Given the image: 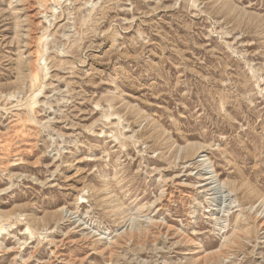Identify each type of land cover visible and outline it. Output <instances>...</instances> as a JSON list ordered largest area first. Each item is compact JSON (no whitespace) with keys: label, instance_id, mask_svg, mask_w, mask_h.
<instances>
[{"label":"rangeland","instance_id":"374dc122","mask_svg":"<svg viewBox=\"0 0 264 264\" xmlns=\"http://www.w3.org/2000/svg\"><path fill=\"white\" fill-rule=\"evenodd\" d=\"M262 223L264 0H0V264H264Z\"/></svg>","mask_w":264,"mask_h":264},{"label":"bare ground","instance_id":"6f19581e","mask_svg":"<svg viewBox=\"0 0 264 264\" xmlns=\"http://www.w3.org/2000/svg\"><path fill=\"white\" fill-rule=\"evenodd\" d=\"M202 146V145H201ZM194 147V146H193ZM200 147V146H199ZM202 148V147H201ZM200 148V149H201ZM204 152V151H202ZM201 152V153H202ZM199 158L201 159L200 162H202V170L201 171H204L203 173H205L206 176H208L206 178L207 181H210L208 184L210 183H219V179H218V176L215 174V171L212 169V167L210 166V163H209V159H207V156L206 155H199ZM220 185L222 186H225V183H221L220 182ZM264 224V223H262ZM261 226V225H260ZM186 242L188 244H192V246L194 247V250H199V247H198V244H195V243H192L191 239L189 238H185Z\"/></svg>","mask_w":264,"mask_h":264}]
</instances>
